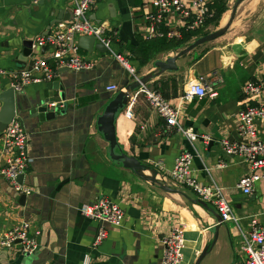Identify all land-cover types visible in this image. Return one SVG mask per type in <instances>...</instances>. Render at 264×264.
<instances>
[{
	"label": "crops",
	"instance_id": "crops-1",
	"mask_svg": "<svg viewBox=\"0 0 264 264\" xmlns=\"http://www.w3.org/2000/svg\"><path fill=\"white\" fill-rule=\"evenodd\" d=\"M72 6V0L52 4L0 0V68L27 69V63H17L22 41L52 29L51 7L68 14ZM152 10L148 0H97L90 12L93 20L107 27V33L113 31V49L128 58L139 76L155 72V59L164 60L179 50L155 52L145 63L137 57L147 29L145 14ZM222 18L217 26L207 24L203 30L223 25ZM167 23L173 25L171 20ZM51 49L49 45L44 51L35 48L30 59L49 54ZM79 53L92 63L91 68L59 69L50 81L16 89L21 92L22 102L47 96L60 109L63 103L67 108L42 121L27 111L17 115L29 135L32 162L22 182L31 193L20 200L22 194L0 174V230L28 221L37 247L30 254L22 253L18 245L0 247V264H82L85 253L90 254V264H161L160 238L177 223L184 227L182 264H194L213 239L211 228L217 223V211L211 204L207 203V209L199 205L192 191L175 187L167 177L175 157L183 150L193 155L194 175L204 183L214 181L220 185L240 219L238 223L228 221L217 226L215 242L199 264H240L245 258L240 249L241 233L248 230L249 218L255 215L264 224V179L255 183L251 194H244L237 181L247 173L248 165L240 156L224 154L220 141L239 139L232 117L251 103L241 87L247 80L264 78V0L243 1L224 34L180 56L177 70L154 75L146 83L147 88L159 91L178 108L179 122L192 127L195 140L167 129L165 120L143 93L132 95L130 118L122 112L117 118L116 134L124 151L137 157L147 167L144 173L158 182L140 178L109 161L107 142L95 127L96 116L115 93L105 87L116 84L120 89L132 81L131 76L107 51L79 48ZM198 77L210 81L213 95L182 99L188 84ZM9 82L0 76V91L10 87ZM89 96L94 98L79 104ZM256 125L264 139V121L258 119ZM103 196L119 203L125 217L121 226L108 225L107 238L91 249L97 224L79 209Z\"/></svg>",
	"mask_w": 264,
	"mask_h": 264
},
{
	"label": "built area",
	"instance_id": "built-area-1",
	"mask_svg": "<svg viewBox=\"0 0 264 264\" xmlns=\"http://www.w3.org/2000/svg\"><path fill=\"white\" fill-rule=\"evenodd\" d=\"M97 0H72L73 6L69 20H60L55 23L47 33L38 35L32 40L33 49L49 45L52 49L49 54L32 59L30 69H4L0 68V76L9 79L10 86L20 90L31 83L50 81L59 69L69 68L83 70L92 67V63L83 60L79 53L78 38L80 36H93L101 43L107 52L125 69L132 80L138 79L134 66L128 58L113 47V31L107 33V27L100 21L91 18L90 12ZM211 0H148L153 8L145 14L147 29L143 34L145 40L166 37L180 40L184 33L205 29L207 21L214 17L215 10L210 7ZM173 22L172 26L167 23ZM107 91L116 92L119 87L110 84L105 87ZM213 87L209 80L198 77L189 83L182 99L194 96L202 98L213 95ZM143 93L148 104L163 118L167 129H174L190 141L196 139L192 127H184L179 122L178 108L167 100L159 91L142 85L133 95ZM241 93L248 97L251 103L233 114L238 140L220 141V147L226 155H237L248 165V171L237 181V187L244 194L254 191L255 183L264 179V139L260 136L256 120L264 121V78L260 80H247L241 87ZM130 102L122 114L130 118ZM59 105L50 102V108ZM0 141V174L14 191L28 195L29 187L19 182L20 174L25 175L32 157L29 154V135L21 125L18 118H13L1 132ZM193 155L187 150L181 151L174 159L167 177L175 187H186L198 199L211 204L221 217L222 222H239L233 213L232 205L226 198L223 188L210 181L204 183L193 173L191 167ZM79 211L82 215L93 220L97 226L91 241V249L97 248L108 236L107 226H121L124 221V211L119 203L108 197H99L92 203L84 204ZM240 249L245 255L240 264H264V224L257 220L255 215L249 218V228L241 233ZM163 246L161 264H182L185 248L184 227L181 224L172 225L160 238ZM18 245L25 254L32 253L37 247V238L31 232L28 221H22L10 228L0 230V247L11 249ZM90 254L85 253L82 264H90Z\"/></svg>",
	"mask_w": 264,
	"mask_h": 264
},
{
	"label": "water",
	"instance_id": "water-1",
	"mask_svg": "<svg viewBox=\"0 0 264 264\" xmlns=\"http://www.w3.org/2000/svg\"><path fill=\"white\" fill-rule=\"evenodd\" d=\"M36 1L40 4L44 2L52 4L55 3L56 0H30ZM244 0H235L231 9L229 16L225 23L221 26H218L216 29L209 31L204 35H200L187 42L184 46H181L179 50L172 56L166 57L164 60L155 59L152 63L155 72L148 73L145 75H141L138 79L132 80L130 83L125 85L116 91L113 96L106 102L100 114L96 116L95 127L96 130L103 139L107 142L106 147V157L113 164L122 166L124 168L132 170L138 177L149 180L151 182H158L153 175H145L144 170L147 167L135 156L129 155L124 151L123 146L119 143L117 134H116V120L121 114L123 110L126 109L127 105L131 102V97L134 93L142 86L145 85L154 75H159L165 71H175L177 70L176 60L182 56L183 54L191 51L198 45H201L205 42L211 41L222 34H224L229 26L231 25L237 9L239 5ZM53 13V20L50 21V25L57 23L60 20H69L71 17V13H61L62 9L51 7ZM32 40L26 39L22 41V50L17 55V63L23 62L27 63V69H30L33 61L30 59V55L33 53L34 49L32 47ZM78 47L82 48L88 52L92 50V48L105 53L107 49L99 42L95 40L93 36H80L78 38ZM45 47H41V51H44ZM69 68H62L61 70H68ZM60 70V71H61ZM21 92H17L13 87H7L0 91V133L6 128V126L11 122L13 118H18L17 115L20 112L27 111L31 117H38L39 121L52 118L55 113L64 112L67 108V105L63 103V108L60 109L58 105L50 108L48 104L51 102L49 97L38 98L33 102H22L21 101ZM61 100H64V94L60 93ZM26 102V103H25ZM21 125L23 126V121L18 118ZM23 174H20L18 177L19 182L23 181ZM62 183H59L56 186V189ZM164 189H168L169 191H176L174 189H170L169 187L160 184ZM179 192V191H177ZM25 199V195L22 194L20 196V200L23 201ZM197 203L204 208H208V204L200 199L197 200ZM217 223L211 228L213 232L212 241L204 247L199 255L197 256L194 264H199L203 257L206 255L207 251L212 247L215 242L217 236V226L223 223L221 221V217L216 213Z\"/></svg>",
	"mask_w": 264,
	"mask_h": 264
},
{
	"label": "trees",
	"instance_id": "trees-1",
	"mask_svg": "<svg viewBox=\"0 0 264 264\" xmlns=\"http://www.w3.org/2000/svg\"><path fill=\"white\" fill-rule=\"evenodd\" d=\"M209 5L212 9L215 10V14L213 18L207 21V24L213 23L214 26H217L222 16V13L225 11V5L223 4L222 0H211ZM208 32V30L201 29L195 32L184 33L182 39L180 40L168 39L166 37L154 38L150 40L144 39L141 42V45L139 46V52L137 53V57L141 59L142 63L148 62L151 58H153L155 52L168 50L170 48L177 50L181 48V46H184L193 37L204 35ZM93 98L94 97L91 96L85 97L81 101H79V104H83Z\"/></svg>",
	"mask_w": 264,
	"mask_h": 264
},
{
	"label": "rangeland",
	"instance_id": "rangeland-1",
	"mask_svg": "<svg viewBox=\"0 0 264 264\" xmlns=\"http://www.w3.org/2000/svg\"><path fill=\"white\" fill-rule=\"evenodd\" d=\"M234 1L235 0H230V1H228V3H227V0H222V2H223V4L225 5L224 7H225V11L222 13V16L221 17H223L222 18V22L224 23L225 21V19H227L228 18V16H229V13H230V9H231V7H232V5H233V3H234ZM245 1V0H244ZM242 4V3H241ZM240 4V5H241ZM240 5H239V7H240ZM238 7V8H239ZM238 10V9H237ZM237 13V12H236ZM235 16H236V14H235ZM235 18V17H234ZM221 19V18H220ZM220 21V20H219ZM220 23V22H219ZM218 23V24H219ZM212 25H211V27L212 26H214V24L213 23H211ZM151 89H153V88H151ZM155 90V89H154ZM183 253H185V248L183 249Z\"/></svg>",
	"mask_w": 264,
	"mask_h": 264
},
{
	"label": "bare ground",
	"instance_id": "bare-ground-1",
	"mask_svg": "<svg viewBox=\"0 0 264 264\" xmlns=\"http://www.w3.org/2000/svg\"><path fill=\"white\" fill-rule=\"evenodd\" d=\"M225 21V20H224ZM154 171V170H153ZM146 175V174H145Z\"/></svg>",
	"mask_w": 264,
	"mask_h": 264
}]
</instances>
